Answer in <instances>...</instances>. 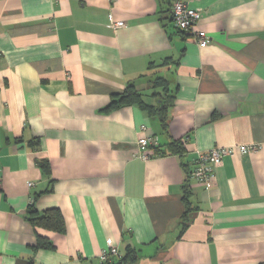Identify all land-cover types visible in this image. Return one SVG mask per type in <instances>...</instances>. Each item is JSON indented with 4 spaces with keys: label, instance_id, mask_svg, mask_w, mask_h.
<instances>
[{
    "label": "crops",
    "instance_id": "0c3cea01",
    "mask_svg": "<svg viewBox=\"0 0 264 264\" xmlns=\"http://www.w3.org/2000/svg\"><path fill=\"white\" fill-rule=\"evenodd\" d=\"M173 2L0 0V264H100L108 241L114 262L131 247L136 264H264V0H192L206 48ZM158 77L175 97L167 132L139 106L105 111L131 83L159 105ZM142 136L168 154L143 160ZM242 145L260 148L225 157L209 188L188 178L199 153ZM34 198L64 233L30 222Z\"/></svg>",
    "mask_w": 264,
    "mask_h": 264
},
{
    "label": "trees",
    "instance_id": "16d2710c",
    "mask_svg": "<svg viewBox=\"0 0 264 264\" xmlns=\"http://www.w3.org/2000/svg\"><path fill=\"white\" fill-rule=\"evenodd\" d=\"M175 1V0H174ZM173 6V4H172ZM171 15H172V9H171ZM172 18V16H171ZM181 32V31H180ZM182 33V32H181ZM183 35H186L182 33ZM170 60L166 59L165 62H163L160 65H155L154 63H151L149 69L151 68H157V67H163L166 63H168ZM153 88L158 89L161 88L162 94L160 96V104L159 105H153L150 106L145 103L144 101V95L137 89V87L131 83L129 84L125 91L120 94L113 97V100L108 105V107L105 109V111H113L116 109H120L123 107H129V106H139L141 109L148 112L149 115L153 117H157L160 120L161 126L165 132H167L168 129V114L169 110L172 107L173 100L175 99L174 95H169V85L168 81L163 78H156L153 82ZM157 94V93H155ZM36 141L31 143V146L36 148ZM38 145V142H37ZM170 150L173 154H183L185 152L184 143L182 140H173L171 142ZM155 150L156 155L163 156L165 154H168L161 149V146L153 147ZM39 165L44 169L46 173L50 172V165L48 161H39ZM188 173V178H190L191 174ZM187 184L184 187V197L183 200L185 202L186 206V212L183 215V223H182V231H184L188 227V223L190 222V216L194 209L191 208V196L192 192L190 191V188ZM35 199H33V202L29 206V220L30 222L35 225L36 227L46 229L49 231L57 232V233H64L66 229L65 220L60 212L59 209H51L46 212H44L42 215L38 213V211L35 209ZM37 249H53L54 246L48 239L39 237L37 242ZM113 256H109L107 261H102L100 264H136L138 260V252L131 248L127 247L126 254L119 258L118 261L114 262L111 260Z\"/></svg>",
    "mask_w": 264,
    "mask_h": 264
},
{
    "label": "built area",
    "instance_id": "2783aa9c",
    "mask_svg": "<svg viewBox=\"0 0 264 264\" xmlns=\"http://www.w3.org/2000/svg\"><path fill=\"white\" fill-rule=\"evenodd\" d=\"M192 0H175L172 6V22L175 27L186 35H190L199 45L200 48H206L209 44L207 33L196 29L198 21L201 19V11L191 8ZM111 26L114 29L125 26L123 21H115L110 15ZM158 137H144L139 139V146L143 150L139 155L143 160L156 155L153 147L158 146ZM260 147L258 145L250 146H231V147H216L206 152L199 153L195 160V167L191 176L199 184L209 188L214 182L215 169L223 164L225 157L238 155H247L251 152H256ZM150 149H153L152 151ZM157 156V155H156ZM118 248L108 241V248L101 255L102 261H107L109 256H118Z\"/></svg>",
    "mask_w": 264,
    "mask_h": 264
}]
</instances>
